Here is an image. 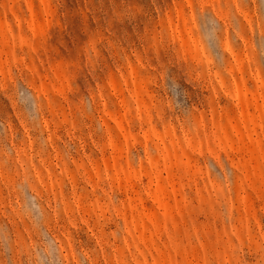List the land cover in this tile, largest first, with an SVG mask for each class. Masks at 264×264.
<instances>
[{
    "label": "rangeland",
    "instance_id": "374dc122",
    "mask_svg": "<svg viewBox=\"0 0 264 264\" xmlns=\"http://www.w3.org/2000/svg\"><path fill=\"white\" fill-rule=\"evenodd\" d=\"M178 3L0 0V264H264V0Z\"/></svg>",
    "mask_w": 264,
    "mask_h": 264
},
{
    "label": "snow or ice",
    "instance_id": "6c2138e0",
    "mask_svg": "<svg viewBox=\"0 0 264 264\" xmlns=\"http://www.w3.org/2000/svg\"><path fill=\"white\" fill-rule=\"evenodd\" d=\"M240 4H236L237 10L240 8ZM177 8L184 10L186 13L190 12L192 10H195L192 15V23H196V16L199 15L202 21V26L206 29L208 28L209 24H212L215 22V15L209 16L205 12L206 5L204 3V0H179V3L176 5ZM262 12H264V6H262ZM262 31H261V48L264 50V24L261 25ZM218 47V44L213 42L212 48L215 49ZM260 62L262 66H264V56H261ZM84 264H87V261H84ZM101 264H106V262H101Z\"/></svg>",
    "mask_w": 264,
    "mask_h": 264
}]
</instances>
